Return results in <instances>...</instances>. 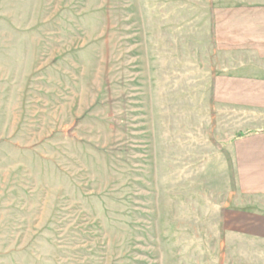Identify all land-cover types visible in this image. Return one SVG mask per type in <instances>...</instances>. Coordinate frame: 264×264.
Segmentation results:
<instances>
[{"label": "rangeland", "instance_id": "rangeland-1", "mask_svg": "<svg viewBox=\"0 0 264 264\" xmlns=\"http://www.w3.org/2000/svg\"><path fill=\"white\" fill-rule=\"evenodd\" d=\"M259 4L0 0V264H264L204 86Z\"/></svg>", "mask_w": 264, "mask_h": 264}, {"label": "crops", "instance_id": "crops-1", "mask_svg": "<svg viewBox=\"0 0 264 264\" xmlns=\"http://www.w3.org/2000/svg\"><path fill=\"white\" fill-rule=\"evenodd\" d=\"M224 8L213 32L221 73L204 86L222 118L244 134L229 147L240 192L264 203V4ZM244 216L246 233L264 242V214Z\"/></svg>", "mask_w": 264, "mask_h": 264}, {"label": "trees", "instance_id": "trees-1", "mask_svg": "<svg viewBox=\"0 0 264 264\" xmlns=\"http://www.w3.org/2000/svg\"><path fill=\"white\" fill-rule=\"evenodd\" d=\"M244 137V134L242 133H237L235 136H233L231 139H229L228 143L231 144L235 140H238L240 138Z\"/></svg>", "mask_w": 264, "mask_h": 264}]
</instances>
